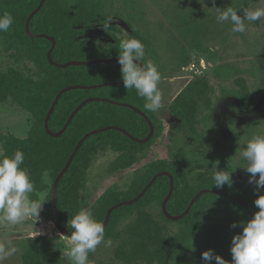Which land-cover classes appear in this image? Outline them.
Segmentation results:
<instances>
[{
	"label": "trees",
	"instance_id": "16d2710c",
	"mask_svg": "<svg viewBox=\"0 0 264 264\" xmlns=\"http://www.w3.org/2000/svg\"><path fill=\"white\" fill-rule=\"evenodd\" d=\"M102 10L99 0H0V14L9 12L14 18L10 30L0 32L3 46L23 54L38 71L34 78L12 67L0 70V101L10 99L31 116L26 137L0 135L2 153H24L22 167L29 169L36 193L47 190L43 174L48 173L54 188L40 214L52 215L69 235L64 215L81 209L80 194L92 158L110 150L119 155L111 171L127 170L161 131L154 113L144 108V98L123 85L118 63L123 39L111 37L107 48L83 41L84 36L100 34L95 27L108 18ZM133 37L146 45L137 30ZM236 83L242 109L252 110L256 100L245 80ZM194 89L183 90L167 108L177 120V131L195 132L196 100L202 93ZM176 155L186 165L184 152ZM224 170L231 172L233 183L221 189L213 186L214 171L198 172L191 180L173 163L157 160L126 191L109 188L88 210L104 225L105 240L117 242L114 254L125 264H189L195 240L204 242L197 243L203 252L212 249L231 261L232 237L242 231L231 225L251 219L250 213L258 211L254 200L264 193L243 186L232 171ZM152 204L163 206L164 220L169 217L179 224L175 236L147 211ZM128 215L134 221L118 233L121 218ZM196 261L205 264L201 257ZM59 263L57 255L37 247L24 255V264Z\"/></svg>",
	"mask_w": 264,
	"mask_h": 264
},
{
	"label": "rangeland",
	"instance_id": "374dc122",
	"mask_svg": "<svg viewBox=\"0 0 264 264\" xmlns=\"http://www.w3.org/2000/svg\"><path fill=\"white\" fill-rule=\"evenodd\" d=\"M99 1L103 8L101 13L113 18L111 28L106 32L100 23L95 27L100 34L84 36L83 41L91 40L107 48L113 36L133 38V30L143 36L145 62L153 61L161 73L158 88L162 92V105L153 112L161 131L144 149L139 162L127 170L111 171V163L119 156L117 153L107 150L95 155L85 171L80 208L88 210L109 188L126 191L137 175L144 173L147 166L157 160L173 163L191 180L198 172L214 171L213 164L218 162L219 170L227 167L233 176L240 178L243 186L256 187L254 182L249 183L251 174L242 168L245 161L239 153L254 135H264V17L255 22L246 21L243 33H233L228 22L217 21L214 7L264 8V0H215L214 4L213 0ZM238 14H242V10ZM9 67L34 78L38 73L28 58L6 48L0 40V70L5 71ZM239 79L245 80L256 100V106L250 111L243 110L239 103L240 88L236 83ZM193 86L202 94L196 100L195 132L190 134L176 130L177 120L168 114L167 108L183 90H193ZM30 126L28 112L10 99L0 101V135L24 138ZM179 150L186 156V165L177 158ZM45 183L47 190L40 193L47 197L54 184L48 177ZM262 191L264 193V189ZM147 211L170 236L179 232L175 219L166 216L169 220L166 221L162 217V205L152 204ZM71 217L67 213L64 215L66 228ZM133 221L132 215L121 218L117 232L123 233ZM69 236L50 214H39L38 218H27L16 225L0 224V240L8 241V247L16 249L0 264H24V255L31 247L57 255L59 264H71L64 255L71 247ZM193 243L188 253L189 264H196V257L200 258L203 252L197 244H203V241L195 240ZM117 246L116 241H111L108 246L104 243L98 245L89 255L91 264H125L114 254Z\"/></svg>",
	"mask_w": 264,
	"mask_h": 264
},
{
	"label": "clouds",
	"instance_id": "9594fccd",
	"mask_svg": "<svg viewBox=\"0 0 264 264\" xmlns=\"http://www.w3.org/2000/svg\"><path fill=\"white\" fill-rule=\"evenodd\" d=\"M215 0H213V4ZM217 21L228 22L233 33H243L246 30V21L255 22L264 17V8L237 9L231 6L226 8L214 7ZM242 10V14H238ZM113 18L108 17L101 24L104 31L111 28ZM14 23L11 13L0 14V32H8ZM135 61V62H134ZM121 79L127 90L135 89L139 97L146 101L144 108L156 112L162 105V92L158 88L161 73L151 60L145 62V46L136 38L120 41L118 54ZM233 131V130H232ZM243 161L242 168L249 174V183H255L256 192L264 189V135H254L239 153ZM25 156L21 150H16L11 156L0 153V224L16 225L27 218H38L47 200L45 193H36L30 171L24 165ZM217 163L213 164V186L223 188L231 187L233 181L231 172L219 170ZM257 174L258 178H257ZM45 178L48 173L43 174ZM36 193L37 198L31 196ZM258 208L252 218L247 221L233 222L231 227L237 226L242 231L233 235L231 240V261L215 254L212 249L202 252L201 259L205 264H264V194H259L254 200ZM71 228L69 236L70 250L64 253L71 264H91L89 253L96 250L97 246L104 243L110 245V240H105V229L87 209H80L67 222ZM8 241L0 240V261L16 251L8 247Z\"/></svg>",
	"mask_w": 264,
	"mask_h": 264
},
{
	"label": "water",
	"instance_id": "95a60500",
	"mask_svg": "<svg viewBox=\"0 0 264 264\" xmlns=\"http://www.w3.org/2000/svg\"><path fill=\"white\" fill-rule=\"evenodd\" d=\"M52 43L54 44V41L52 40ZM144 116V115H143ZM157 177V176H156ZM170 181H171V190H172V187H173V180H172V177H170ZM120 205H122V204H120ZM250 216H251V218H252V215H251V213H250Z\"/></svg>",
	"mask_w": 264,
	"mask_h": 264
}]
</instances>
